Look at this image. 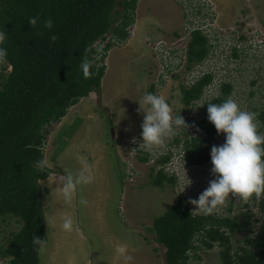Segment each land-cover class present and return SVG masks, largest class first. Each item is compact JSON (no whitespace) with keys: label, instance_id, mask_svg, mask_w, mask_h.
Here are the masks:
<instances>
[{"label":"rangeland","instance_id":"374dc122","mask_svg":"<svg viewBox=\"0 0 264 264\" xmlns=\"http://www.w3.org/2000/svg\"><path fill=\"white\" fill-rule=\"evenodd\" d=\"M212 2L216 17L206 22L207 18L197 10L203 0H138L136 21L130 27L128 40L108 52L101 90L82 99L60 123L50 127L45 146L46 167L56 173L50 182H40L48 225L40 252V264H166V248L156 240V235L149 228H152L156 218L175 206L178 198L187 202L189 198H198L209 181L214 179L210 163L195 167L184 162L185 135L182 127L179 130L181 142L170 144L174 163L171 166L176 172L172 175L176 177L174 185L168 181L160 186L154 183L160 168L154 162L155 159L149 164L131 160L129 156V151L136 146L132 145L133 138L138 142L142 139L143 114L137 111V100L145 93L164 96L173 109V115H181L189 125L187 130L191 138L200 133L197 125L205 115V106L194 108V113L187 118L190 109L185 110L182 101V86H188L187 77L190 80L195 76V69L200 62L191 65V70L186 69L188 64L184 68L175 67L173 64L176 61L169 57L167 48L174 43L179 49L189 46L193 30L200 24L206 26L210 23V29L217 30L219 34L217 37L210 36L212 50L203 63L215 75L214 84L207 88L204 98L210 99L217 95L220 84L227 81L234 86L232 98L242 109L254 112L256 106L264 103V0ZM160 43L163 44L161 47ZM172 139L168 137L163 143ZM223 140H226V134ZM116 142H120L117 147ZM162 149L165 150L163 144ZM100 154L104 155L99 157L100 160L108 166L102 172L105 180L109 179L108 187L114 189L112 196L117 201L116 204L113 199L116 206H111L106 216L107 222L110 221L106 225L107 234L99 230L92 218L97 209L82 203L88 202L86 196L89 184L74 185L66 198L61 188L63 185L57 180L60 176L55 175H66L67 171L76 176L87 167L91 175L96 176L95 159L99 160ZM118 154L123 156H120L123 161L130 159L137 172H140L133 182L126 179ZM186 163L189 173L185 169ZM151 166L156 167L155 171H152ZM182 171L185 174L179 173ZM187 176L192 184L186 187ZM115 184L117 191L113 187ZM259 199L245 201L232 196L213 213L227 215L232 203V215L245 214L243 208L249 202L252 206L250 212L256 214L251 218L252 222L260 220L256 224L258 230L259 225L264 223V212L257 206ZM68 217L73 220L71 231L62 227L64 219ZM22 225L17 218L0 221V246H6ZM243 238L240 234L236 236L234 247L244 245L239 242ZM114 243L121 244L115 247ZM126 249H130V252L126 253ZM217 250L214 248L210 252H202L201 260L194 262L216 264ZM0 264H6V261L0 258Z\"/></svg>","mask_w":264,"mask_h":264},{"label":"trees","instance_id":"16d2710c","mask_svg":"<svg viewBox=\"0 0 264 264\" xmlns=\"http://www.w3.org/2000/svg\"><path fill=\"white\" fill-rule=\"evenodd\" d=\"M137 2L0 0V31L6 34L0 47L7 49L6 60L0 62V221L17 218L23 224L6 246H0V258L6 264H40L41 245L33 244L34 236H39L43 244L46 239L40 181L49 178L52 170L46 166L41 170L36 162L45 159L50 127L60 123L82 99L101 90L108 52L128 40L130 27L136 21ZM36 16L40 22L33 27L28 20ZM49 17L54 22L51 30L42 23ZM52 35L57 36L55 42L51 40ZM211 50L204 33L192 32L187 68L190 70L194 63L206 60ZM85 58L89 62L86 76L81 68ZM213 80L211 73L192 85L182 86L185 110L203 98ZM233 92L234 86L224 82L217 95L205 100L206 112L197 125L199 135L191 138L190 131L183 128L184 161L197 166L212 165V146H220L226 140H223L225 134L218 133L209 121L207 103L219 104L232 97ZM254 113L259 131L264 133V103L256 106ZM174 141L181 142L179 137ZM160 150V146L139 148L131 160L149 163L155 159L161 168L154 183L160 186L168 181L174 185L176 177L164 171L171 153L159 158ZM119 162L124 173L127 163L120 158ZM151 167L155 171L156 167ZM132 169L136 168L132 166ZM257 206L263 213L264 194ZM249 207L248 202L243 208L245 214L239 215H232V203L227 215L195 213L186 200L178 198L170 211L155 219L149 231L165 246L166 264H190L193 259L201 260L197 249L214 248H220L217 264H264V223L255 234L256 225L251 220ZM239 234L243 235L241 242L246 245L235 248L233 240ZM195 242L201 246L196 247Z\"/></svg>","mask_w":264,"mask_h":264},{"label":"clouds","instance_id":"9594fccd","mask_svg":"<svg viewBox=\"0 0 264 264\" xmlns=\"http://www.w3.org/2000/svg\"><path fill=\"white\" fill-rule=\"evenodd\" d=\"M28 22L34 27L40 22V17H30ZM42 23L43 27L49 30L54 26V22L50 17L43 20ZM5 39L6 34L0 31V44ZM56 39L57 36H51L53 42ZM6 57L7 49L0 47V62H4ZM81 68L86 76L89 70V62L86 58L82 61ZM137 102L139 103L137 111L143 114V123L141 125L143 142H141L142 139H139L140 142H138L136 138H133L132 142L134 144L138 142L140 148L146 146L149 149L154 146L161 147V144H163L165 150H160L159 155H162L163 152L172 153L173 149L170 144L174 142L175 137H179L180 128L187 129L189 127L185 119L181 115H173L172 107L162 95L145 93ZM207 104L208 119L215 126L218 133L226 134V142L220 146H212L211 162L213 167L211 171L214 179L209 181L208 186L199 194L198 198H189L188 203L195 206H191L192 210L195 208L194 211L211 214L218 206L225 205L229 197L234 196L248 201L253 197L259 199L264 194V133L259 131L257 114L242 109L239 103L231 96L219 104L211 102ZM194 106L195 101L189 107L192 111L189 110L187 112L189 114L187 118H190V115L194 113ZM168 137L173 139L169 140L168 143H163ZM80 160L83 162L82 157ZM36 164L42 170L47 165V160H38ZM65 173L66 175L61 176L63 181V187L61 188L66 198L74 185L89 184L93 180V176L87 167L82 169L76 176L67 171ZM137 173L139 174L140 172L138 171ZM187 180L186 187L192 184L188 176ZM186 187H184L183 191ZM82 203H86V201H82ZM251 213L256 215L253 211ZM253 224L256 225L257 221ZM62 227L64 230L71 231L73 227L72 218H65ZM254 230V233L257 234L258 230L256 227ZM33 244L41 245L40 250H43V241L39 236L33 237ZM194 245L196 247L201 246V243L195 242ZM244 245L246 244L244 243ZM248 246L250 247V245ZM120 250L123 251V248ZM219 250L220 248L217 250V263H219ZM205 251L210 252L208 249H197V254L201 256L202 252ZM195 260H192L193 264H195Z\"/></svg>","mask_w":264,"mask_h":264},{"label":"built area","instance_id":"2783aa9c","mask_svg":"<svg viewBox=\"0 0 264 264\" xmlns=\"http://www.w3.org/2000/svg\"><path fill=\"white\" fill-rule=\"evenodd\" d=\"M182 1V0H181ZM183 1H185V0H183ZM213 0H203V3H201V6H199L198 8H197V10L199 11V13H201L202 14V16H205L206 18H207V20H206V22H210V20H214V18L216 17V10L214 9V6H213V2H212ZM208 25H210V23L208 24L207 23V25L206 26H204L203 24H200L197 28H195L193 31H195V30H200L202 33H204L207 37H208V39H209V44L210 43H212L211 42V40H210V36H214V37H217V35L219 34V32L217 31V30H215V29H213V30H211L210 29V27L208 26ZM188 29H191V28H188ZM188 29H186V30H188ZM191 32H192V30H190ZM163 44L162 43H160L159 44V46L161 47ZM211 45V44H210ZM158 46V47H159ZM188 45L187 46H184L182 49H179V47H175V43L172 45V46H170V47H168L167 48V53L169 54V57H173L174 58V60L176 61L174 64H173V66H175V67H182V68H184V66H185V64H188L187 62H188ZM209 58V57H208ZM207 58V59H208ZM206 59V60H207ZM206 60H204L203 62H200V65H199V67L197 68V69H195V72H196V74H195V76H193L192 78H190V80H188V77H187V82H186V84L187 85H190V83H191V85L194 83V82H196L197 80H199L201 77H203V76H205L206 74H213L214 75V73H213V71L212 70H210V68H208V67H205L204 65H203V63L206 61ZM186 69H188L187 67H186ZM192 69V68H191ZM190 69V70H191ZM214 81H215V75H214V80H213V82L208 86V87H210L212 84H214ZM224 82H227V81H223L222 83H224ZM221 83V84H222ZM221 84H220V86H221ZM220 86H219V88H220ZM208 87H206V89H205V93H206V90H207V88ZM205 93H204V95H205ZM205 98H204V96H203V98H201V99H199V100H197V101H195V106H194V108L196 109V108H202L205 104ZM202 104H204L202 107H199L200 105H202ZM189 121L190 122H192V120L191 119H189ZM188 121V122H189ZM132 145L134 146V145H136V146H134L133 147V149H135V151L136 150H139V148H140V145L138 144V143H133L132 142ZM133 149L130 151V157H132L133 158V156H134V153H135V151H133ZM166 152H163L162 154H165ZM125 162L127 163V168L126 169H124V172L126 173V175L128 176V178H127V180H129V182H132V181H134V178H135V172L133 171V170H135L136 172H137V170L136 169H132V166H133V164H132V162H131V160L130 159H127V160H125ZM185 162V161H184ZM172 164H174L173 162H172V160H170V162H168L167 164H166V166H164V171L168 174V175H175V170L172 168ZM191 166V165H190ZM193 166H195V167H197L196 165H193ZM177 167V166H176ZM161 168V167H160ZM185 169H186V171H187V173H189L188 172V164L186 163L185 164ZM180 174H185L183 171L182 172H179ZM176 175H178V172H177V174Z\"/></svg>","mask_w":264,"mask_h":264},{"label":"crops","instance_id":"0c3cea01","mask_svg":"<svg viewBox=\"0 0 264 264\" xmlns=\"http://www.w3.org/2000/svg\"><path fill=\"white\" fill-rule=\"evenodd\" d=\"M79 104H80V102L76 106L71 107V109L72 108L73 109L76 108ZM77 133H78V131H77ZM119 143L120 142H116V147L119 145ZM118 151H119V148L117 149V153H118ZM102 155L103 154H100V156L98 155V158L101 157ZM120 156L118 154V160H119ZM121 157H123V156H121ZM95 160H96L95 163H96V166H97L95 168V171L97 173H96V176L93 175L94 182L92 180V182L89 183V190L87 191V196H86L88 202H86L85 204L89 205V207H94V208L97 209V213L95 215H93L92 218L96 221V224L99 227V230H101L102 233L107 234L106 225L110 221L107 222L106 216H107V213L110 210L111 206H114V207L116 206L117 201H116V199H114L115 197L112 196V193L114 192V189L108 187L109 179H108V181H106L105 180V175L102 172L106 167L108 168L107 163H105V161H103V160H100V158H99V160H97V159H95ZM120 160H121V158H120ZM54 173H56V172L51 173L49 178H47L46 180H42L40 182H46L47 183V181L51 180V178L53 177ZM55 175L60 176V177L57 178V180L59 181L58 182L59 184L63 185L62 184L63 181L61 180V176H64V175H62L60 173L59 174H55ZM106 183H107V185H106ZM40 185H41V183H40ZM113 187L117 191V189H118L117 185L115 184V186H113ZM122 194H121L120 200H122V196H123ZM113 199L116 201V204H115V201H113ZM42 201L44 202V200H42ZM43 208H44V211H45L46 209H45L44 203H43ZM45 215H46V212H45ZM46 221H47V215L45 216V230H46V227L48 229V225H47ZM114 242H116V240ZM118 244H121V243H117V245H115V243H114L115 247H117ZM129 250L126 249L125 252L129 253L130 252ZM72 254H73V252L71 253V256H72Z\"/></svg>","mask_w":264,"mask_h":264},{"label":"flooded vegetation","instance_id":"af4514ba","mask_svg":"<svg viewBox=\"0 0 264 264\" xmlns=\"http://www.w3.org/2000/svg\"><path fill=\"white\" fill-rule=\"evenodd\" d=\"M214 1V0H213Z\"/></svg>","mask_w":264,"mask_h":264}]
</instances>
